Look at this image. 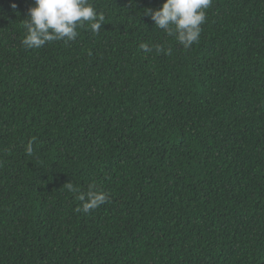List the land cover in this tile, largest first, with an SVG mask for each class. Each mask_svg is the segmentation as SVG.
I'll return each instance as SVG.
<instances>
[{"label": "trees", "instance_id": "16d2710c", "mask_svg": "<svg viewBox=\"0 0 264 264\" xmlns=\"http://www.w3.org/2000/svg\"><path fill=\"white\" fill-rule=\"evenodd\" d=\"M0 264H264V0H0Z\"/></svg>", "mask_w": 264, "mask_h": 264}]
</instances>
